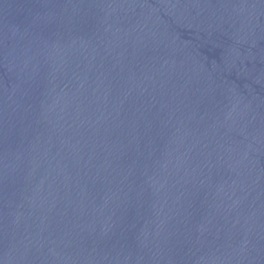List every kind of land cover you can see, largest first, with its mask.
Instances as JSON below:
<instances>
[{
	"label": "water",
	"instance_id": "95a60500",
	"mask_svg": "<svg viewBox=\"0 0 264 264\" xmlns=\"http://www.w3.org/2000/svg\"><path fill=\"white\" fill-rule=\"evenodd\" d=\"M0 264H264V0H0Z\"/></svg>",
	"mask_w": 264,
	"mask_h": 264
}]
</instances>
